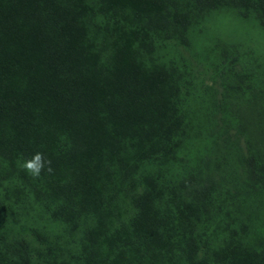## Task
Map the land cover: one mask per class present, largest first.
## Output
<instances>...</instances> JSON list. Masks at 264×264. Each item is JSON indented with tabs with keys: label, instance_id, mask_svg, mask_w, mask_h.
I'll return each instance as SVG.
<instances>
[{
	"label": "trees",
	"instance_id": "obj_1",
	"mask_svg": "<svg viewBox=\"0 0 264 264\" xmlns=\"http://www.w3.org/2000/svg\"><path fill=\"white\" fill-rule=\"evenodd\" d=\"M101 1L80 27V18L71 16L98 6L93 0L88 8L80 0H0V264H264V81L253 74L242 78L236 68L234 76L221 78L243 125L234 132L224 127L215 147L220 152L205 160L215 162L204 177L210 183L203 185L193 171L161 187V181L171 182L161 163L181 171L179 156L170 152L178 126L170 79L178 68L147 63L151 47L164 44L157 39L189 42L187 27L196 14L231 7L243 15L254 11L264 22V0ZM98 15L101 24L94 20ZM28 17L33 25H25ZM90 24L96 29L87 35ZM98 36V44L85 43ZM36 152L51 161V171L46 165L33 178L19 165ZM228 162L236 174L222 177V184L230 181L227 200L220 202L211 188ZM104 175H119L117 184L106 183ZM13 177L23 180L32 199L48 205L49 218L62 227L77 230L83 221L92 226L66 245L40 235L43 227L10 238L14 231L5 219L17 216L13 206L32 207L30 195L7 182ZM209 199L226 207L224 224L244 237L195 224L199 209L193 207ZM247 200L254 202L244 219L230 212L243 211ZM245 235L261 238L252 243ZM38 242L57 246L60 261L55 254L43 256Z\"/></svg>",
	"mask_w": 264,
	"mask_h": 264
},
{
	"label": "rangeland",
	"instance_id": "obj_2",
	"mask_svg": "<svg viewBox=\"0 0 264 264\" xmlns=\"http://www.w3.org/2000/svg\"><path fill=\"white\" fill-rule=\"evenodd\" d=\"M69 1V0H67ZM82 1L84 7H87V0ZM98 6L92 9L84 11L82 13L75 12L72 19L77 16L79 19L77 25L82 27L86 23L83 22V17L89 14V11H96L102 3L101 0H93ZM82 7V8H84ZM80 10V9H79ZM60 17L64 18L63 13H60ZM68 18V16H66ZM104 17L98 15L94 18L96 22L100 24L103 22ZM34 20L30 17L26 20V26L33 25ZM91 25V24H90ZM96 27L87 28V35ZM188 41H182L181 44H176L175 41L170 39H157V41L164 44H157L156 47H151L150 53L153 57L149 56L147 63H164L170 65L174 63L178 68V72L172 74L170 79V91L171 94L175 93L177 102H175L178 110H175V116L172 115L174 124H178L176 129L171 134V145H174L175 151H170L179 156L180 172L176 173V169L166 168L165 165L168 162L161 163L160 167L162 171H165L171 182L161 181V187H167L166 185H174L179 181H182L184 177L188 176V173L197 172L200 176H203L201 183L207 185V181L204 177L207 175V171L215 166V162H211L205 165V160L214 159L215 155L220 152L215 147L222 144L223 135L225 133L224 127L228 126L234 132L233 128L238 124L243 125V122L239 120L238 113L236 112V105H234L231 98L236 99L234 96H227L224 93L221 78L228 77L232 70H241L243 74L242 78H245L248 74H253L258 77L259 80L264 81V22L259 19V15L254 11L249 14H240L233 8H210L200 14H196L191 18L187 27ZM99 43L102 41L100 36L93 37L91 39H85V43L90 41ZM67 51V50H66ZM72 52V50H71ZM230 55V56H229ZM231 56H233V63L231 62ZM69 59V55L66 57ZM70 62V61H69ZM223 70L222 75L220 74ZM229 72V73H228ZM235 73H232L234 76ZM245 76V77H244ZM234 107V108H233ZM231 114L234 116L232 117ZM248 128V127H247ZM242 144L245 146L246 142L242 139ZM183 156V159H181ZM170 158V162H171ZM224 164V162L222 163ZM225 168H222L220 174L213 184V195L211 197H217L220 202H226V185L228 181L223 183V176L227 174H236L235 165L230 162L225 164ZM184 166L186 168L184 169ZM150 168V167H149ZM152 169V168H151ZM247 171V169H246ZM248 172V171H247ZM110 179L108 175H104L102 178L106 183L117 184L119 175ZM109 179V180H108ZM15 190L20 193L24 192L26 188L23 186V180L15 177L12 180L7 181ZM208 183H210L208 181ZM198 188L193 189L195 191ZM110 191V188L107 189ZM223 192L221 194L217 193ZM29 194L31 208L22 207L19 204L13 206V213L15 217H9L5 219V225L10 227L14 233H10V238L15 235H28L34 231H38L41 227L46 228L42 234L45 236H53L58 243L68 244V240L73 238L76 240V235L89 225L88 221L79 222L83 224L77 230H72L73 227H62V223L59 221H53L49 218V213L52 210L48 208V205L40 202L39 199L33 198L32 193ZM219 194V195H218ZM262 195L256 194L255 197ZM203 201L202 199L199 201ZM254 202V201H253ZM252 201L247 200L242 210L230 208L231 213H237L240 215V219H244L249 212V208L253 204ZM219 203L210 200L206 201L205 206L195 205L193 209L198 208L197 219L193 220L198 226L206 222L210 233L215 232L217 235H232L235 232L243 236V232L240 229L234 230L230 223H225L227 219V209L225 206L216 208ZM120 207V206H119ZM172 214H176L179 211L176 202L169 204ZM264 212V207H262ZM49 212V213H48ZM190 213H194L191 207L187 209L186 216L190 218ZM184 216V217H186ZM46 217L48 221L42 218ZM191 219V218H190ZM248 222V219L246 218ZM76 223V222H75ZM75 223H71L74 225ZM233 224L236 225L235 222ZM234 225V227H236ZM246 228V227H244ZM248 228V227H247ZM77 234H72V233ZM249 232V228H248ZM262 232V230L260 231ZM252 237L254 240L252 243H257L261 235H245ZM244 237V236H243ZM52 242V241H50ZM41 247L39 252L43 256L49 257L55 254L57 246L52 247L51 244H45ZM12 248H9L7 255H12ZM58 260L60 258L57 254Z\"/></svg>",
	"mask_w": 264,
	"mask_h": 264
},
{
	"label": "clouds",
	"instance_id": "obj_3",
	"mask_svg": "<svg viewBox=\"0 0 264 264\" xmlns=\"http://www.w3.org/2000/svg\"><path fill=\"white\" fill-rule=\"evenodd\" d=\"M50 164L51 161L45 160L43 153L36 152L32 157L23 160L19 166L33 178H37L40 176L41 172L45 170L46 165L49 166L47 170L51 171Z\"/></svg>",
	"mask_w": 264,
	"mask_h": 264
}]
</instances>
